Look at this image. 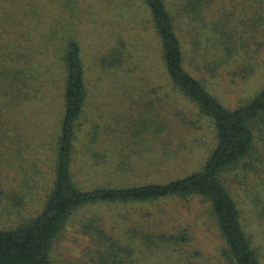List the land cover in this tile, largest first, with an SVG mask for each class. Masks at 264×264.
Wrapping results in <instances>:
<instances>
[{"label": "rangeland", "instance_id": "rangeland-1", "mask_svg": "<svg viewBox=\"0 0 264 264\" xmlns=\"http://www.w3.org/2000/svg\"><path fill=\"white\" fill-rule=\"evenodd\" d=\"M0 26L6 28L0 29V46H14L24 73L17 83L21 97L12 94L4 108L32 131L29 142L13 146L22 148L21 153L0 156V180L9 193L24 194L27 213L40 209L54 181L53 149L65 87L56 42L69 34L82 46L90 88L79 122L77 178L82 185L165 183L205 165L216 143L214 125L195 104L172 91L161 43L142 0H0ZM189 29L191 34L183 32L185 45L193 37L202 44L198 54H187L186 66L226 107L234 109L264 88V0H213L202 22L190 23ZM55 34L61 37L53 39ZM121 43L129 58L123 70H116L105 60ZM150 125L163 132H141ZM34 147L43 156L40 168L31 164ZM255 156L260 161L248 158L225 174L224 181L264 255V141ZM92 220L100 221L108 237L130 244L134 262L128 264H224L226 259L208 205L195 198L86 207L56 240L54 264H101L95 248L102 244L99 234L87 233L83 225ZM145 223L152 228L165 223L171 231L188 226L196 239L177 249L150 250L141 241ZM100 250L108 253L106 246Z\"/></svg>", "mask_w": 264, "mask_h": 264}, {"label": "trees", "instance_id": "trees-1", "mask_svg": "<svg viewBox=\"0 0 264 264\" xmlns=\"http://www.w3.org/2000/svg\"><path fill=\"white\" fill-rule=\"evenodd\" d=\"M142 2L150 12L155 33L161 43L164 74L172 91L195 104L214 125L216 143L210 156L200 170L165 183L127 185L122 188L108 183L87 189L77 178L79 122L85 115L90 100L87 69L82 46L74 35L64 36L63 40L59 38L56 44L61 47L65 87L63 117L53 149L54 181L50 188H46L40 209L35 210V213H27L24 194L9 193L0 180V264H54L56 240L71 218L86 207L145 204L174 199L188 202L195 198L208 205L218 227L221 251L226 258L224 264H264L261 246L249 230L242 208L224 181L225 174L235 170L248 158L260 161L255 153L258 144L264 141V88L247 102L230 109L209 91L202 78L188 70L187 54H198L202 43L198 37H193L194 41L187 43L188 48L183 41V32H193V29H189L190 23L195 26L202 22L213 0ZM1 28L6 30L3 26ZM58 37L61 36L55 34L52 38ZM121 44L115 45L110 50V58L105 60L109 67L116 70H123L129 58L126 45ZM14 56L13 45L7 43L0 46V156L5 153H21L22 148L13 146H17L18 141L21 144L32 139L31 127L16 122L12 117L13 113L4 108L12 101V94L15 93L17 98L21 97L22 92L17 88V83L24 73L18 65V58ZM201 66L202 69L205 68L204 65ZM151 129L163 132V129L153 125L145 126V130L141 132L149 134L152 133ZM6 143L9 144L5 147ZM31 151L32 166L40 168L43 162L41 152L35 150V147ZM252 164L254 165L253 162ZM147 224L141 227L143 237L140 240L150 250L164 247L177 249L196 239L188 226L181 230L173 228L171 231L165 223H160L156 228ZM83 225L87 233L95 230L99 234V242L102 244L95 248L96 255L102 260L101 264L134 262V255L129 251L130 244H122L108 237L109 234L102 228L100 221L92 220ZM102 245L106 246L108 253L100 250ZM80 264L89 263L86 261Z\"/></svg>", "mask_w": 264, "mask_h": 264}]
</instances>
